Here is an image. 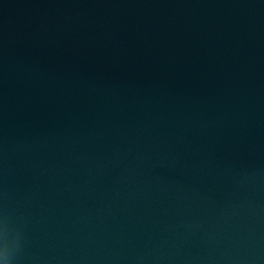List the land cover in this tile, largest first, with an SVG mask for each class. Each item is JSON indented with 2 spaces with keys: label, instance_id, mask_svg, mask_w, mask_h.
<instances>
[{
  "label": "water",
  "instance_id": "water-1",
  "mask_svg": "<svg viewBox=\"0 0 264 264\" xmlns=\"http://www.w3.org/2000/svg\"><path fill=\"white\" fill-rule=\"evenodd\" d=\"M11 264H264V0H0Z\"/></svg>",
  "mask_w": 264,
  "mask_h": 264
},
{
  "label": "clouds",
  "instance_id": "clouds-1",
  "mask_svg": "<svg viewBox=\"0 0 264 264\" xmlns=\"http://www.w3.org/2000/svg\"><path fill=\"white\" fill-rule=\"evenodd\" d=\"M0 264H11V250L4 249L0 251Z\"/></svg>",
  "mask_w": 264,
  "mask_h": 264
}]
</instances>
